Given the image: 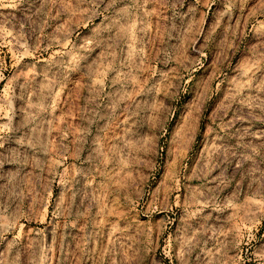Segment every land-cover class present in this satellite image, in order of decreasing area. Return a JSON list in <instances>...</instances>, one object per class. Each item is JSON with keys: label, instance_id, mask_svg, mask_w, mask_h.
<instances>
[{"label": "rangeland", "instance_id": "374dc122", "mask_svg": "<svg viewBox=\"0 0 264 264\" xmlns=\"http://www.w3.org/2000/svg\"><path fill=\"white\" fill-rule=\"evenodd\" d=\"M0 264H264V0H0Z\"/></svg>", "mask_w": 264, "mask_h": 264}]
</instances>
